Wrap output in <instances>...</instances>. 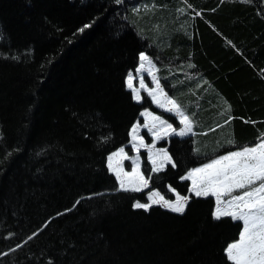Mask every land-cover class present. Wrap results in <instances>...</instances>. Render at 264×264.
I'll return each mask as SVG.
<instances>
[{
  "label": "trees",
  "instance_id": "16d2710c",
  "mask_svg": "<svg viewBox=\"0 0 264 264\" xmlns=\"http://www.w3.org/2000/svg\"><path fill=\"white\" fill-rule=\"evenodd\" d=\"M140 52L195 134L160 144L175 168L152 172L144 153L149 189L125 192L107 157L141 113L180 126L133 99ZM260 133L264 0H0V264H230L242 224L213 219L214 197L192 195L183 214L133 205L188 196L190 169Z\"/></svg>",
  "mask_w": 264,
  "mask_h": 264
},
{
  "label": "snow or ice",
  "instance_id": "6c2138e0",
  "mask_svg": "<svg viewBox=\"0 0 264 264\" xmlns=\"http://www.w3.org/2000/svg\"><path fill=\"white\" fill-rule=\"evenodd\" d=\"M116 2L120 3V0H116ZM188 7H191V5L189 4ZM180 11H183V9ZM88 27L90 25L86 24L79 31L83 32ZM139 61L140 64L135 69V73L139 75L145 69V62L149 65L148 74L152 76L156 88L149 89L148 94L154 102L159 104L155 91L158 89L166 97L167 93L164 92L159 79L153 75L155 64L145 52L139 53ZM133 79V73L131 71L128 72L126 78L127 87L132 91L133 99L139 102L141 96L139 90L133 87ZM140 85L144 87L142 76ZM167 103L171 104L172 107L166 110H174L175 114L180 117V124L183 127H180L177 131L168 121L162 120L160 117H153V119L159 120L161 125H166L167 129L171 130L170 133L166 131L165 135L186 136L190 134L192 125L195 123L192 117L186 114L185 110L175 99L168 97ZM160 106L163 107V105ZM227 122L225 121V123ZM144 127H147V124ZM153 127H155V124H153ZM136 128L137 126L134 125L132 129L133 139H136ZM149 131L152 132V129H149ZM153 136L156 137L157 133L153 132ZM139 139L140 147L149 149L152 172L163 170L166 164H171L173 168L177 166L166 149H157L156 153L153 154L151 149L154 147V143L146 145L143 142V137ZM229 143H232V141H229ZM133 147L137 152L139 151L135 145ZM121 154H123V159H132L131 172L124 171L123 167L119 166V163L116 167L113 166V157ZM157 159H159V163H157ZM107 161L109 171L114 173L118 182V191L140 192L151 180V175L145 177L139 170V159L128 157L124 152V148H120L118 152L110 154L107 157ZM181 179L191 181L192 187L189 191L195 196H212L215 198L216 206L212 212L213 219L220 220L223 217H230L233 221H238L242 224L238 239L228 243L224 249L225 256L230 264H264V133H260L254 145L243 146L237 151H229L225 155L211 159L209 163L190 169ZM235 192H238V194L234 195L233 193ZM155 195H159V193H155ZM224 197H228V199H224ZM149 201L150 203L136 201L133 207L147 211L152 204L162 201V206L167 207L170 211L183 214L189 197L176 193L174 201L167 200L163 196H160L159 200H152V197L149 196ZM78 203H80L79 200L76 201V204ZM33 235H36V233ZM28 239H32V236L28 237ZM17 247H20V245ZM3 255H7V253H3ZM49 264H52V262L49 261Z\"/></svg>",
  "mask_w": 264,
  "mask_h": 264
},
{
  "label": "rangeland",
  "instance_id": "374dc122",
  "mask_svg": "<svg viewBox=\"0 0 264 264\" xmlns=\"http://www.w3.org/2000/svg\"><path fill=\"white\" fill-rule=\"evenodd\" d=\"M153 63L155 64V70L153 71V75H155L159 79L160 84L163 86V84H162V82L160 80L159 73H158V67H157V65H156V63L154 61H153ZM148 68H149V65L145 62V69L139 75H137L135 73V70L132 71L133 76H134L133 87L139 90V93H140V96H141V100L138 103L142 102L145 97H148L153 102V104L156 107H158L160 110L166 112L167 114H170V115L174 116L176 118L177 122L180 124V117L175 114V111L174 110L173 111H167L166 110L168 108H171L172 105L167 103V98L171 97V96L166 92L164 86H163L164 92L167 93V97L164 94L160 93V91L158 89L155 91V95L157 96L159 104L154 102L152 97L149 96L148 90L149 89H155L156 85H155V83L152 80V76H150L148 74ZM141 76L143 77V80H144V87H141V85H140ZM135 101L137 102V100H135ZM160 105H163V107H161ZM142 113H144V115H142ZM142 113H141V120L142 121L141 122H137L135 124L137 126L136 132H135L136 139H133V132L131 130L130 143L127 144L125 147H122V148H124V152L127 154L128 157L133 158V159H135V158L139 159V170L144 174L143 168H142L143 167V156H144V153H145V155L147 157V160L150 162L151 165H152V163L149 160V149L146 148V147H140V139H139L140 137H143V142L146 145H152L154 143V147L151 149L153 154L156 153L157 149H166L168 154L170 155L167 147H160V144L162 142H168L174 136H177V137H180V138L188 137V136H191V135L195 134V131H194L193 125H192V132L190 134L186 135V136H179V135H175V134L165 135L166 131L170 133L171 130L167 129L166 125H161L159 120H154L153 117H160L162 120L168 121L167 119H165V118H163V117H161V116H159L157 114H154V113H152L149 110H145ZM168 123H170V122L168 121ZM145 124H147V127H144ZM153 124H155V127H153ZM173 127L176 128L177 131H178L180 127H183V125H181V124H180V126L173 125ZM149 129H152V132H150ZM153 132L157 133L156 137L153 136ZM133 145H135L136 148L139 149L138 152L134 149ZM115 152H118V151H115ZM223 155H225V154H223ZM219 156H221V155H219ZM112 163H113L114 167H116L118 165V163H119V166H122L124 171H126V172H131L132 171V159H123V154L118 155V156H114L113 160H112ZM157 163H159V159H157ZM168 165L169 164H166L164 166L163 170ZM111 173H113V172H111ZM190 184H191V187H192L191 181H190ZM149 186H150V181L148 182V185L146 187H143L140 192H143V191L149 189ZM155 193H159V195H155ZM176 193L177 192L175 190L174 191L171 190V195L173 196V198L169 199V198H166V196L162 195L159 191L153 190V191L149 192L148 200H149V196L152 197V200H159L160 196H163L167 200H173L174 201L176 199ZM233 194L234 195L238 194V192H235ZM192 195H194V194L192 192H190L189 195H188L189 201H190V197ZM181 196H183V195H181ZM200 197H204V196H200ZM224 199H228V197H224ZM189 201H188V203H189ZM148 203H150V201H148ZM162 205H163L162 201L160 203L152 204V206H161L164 209L169 210L167 207H164Z\"/></svg>",
  "mask_w": 264,
  "mask_h": 264
}]
</instances>
